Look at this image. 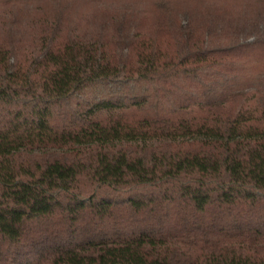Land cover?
I'll list each match as a JSON object with an SVG mask.
<instances>
[{
    "label": "trees",
    "instance_id": "16d2710c",
    "mask_svg": "<svg viewBox=\"0 0 264 264\" xmlns=\"http://www.w3.org/2000/svg\"><path fill=\"white\" fill-rule=\"evenodd\" d=\"M35 1L0 19V264H264V0Z\"/></svg>",
    "mask_w": 264,
    "mask_h": 264
},
{
    "label": "rangeland",
    "instance_id": "374dc122",
    "mask_svg": "<svg viewBox=\"0 0 264 264\" xmlns=\"http://www.w3.org/2000/svg\"><path fill=\"white\" fill-rule=\"evenodd\" d=\"M73 2L72 10L76 11L78 14H89L93 11L98 10L101 7L113 8L130 6L140 10H147L150 8V0H69ZM186 3V2H185ZM222 1L218 0L214 4V8L221 6ZM35 0H0V19H8L12 13H15L19 17H13V19H22L27 21V18L39 13L36 11V5H38ZM205 4L202 2L200 5ZM40 5V4H39ZM29 23V22H27Z\"/></svg>",
    "mask_w": 264,
    "mask_h": 264
}]
</instances>
